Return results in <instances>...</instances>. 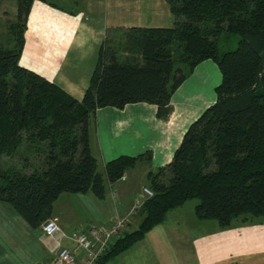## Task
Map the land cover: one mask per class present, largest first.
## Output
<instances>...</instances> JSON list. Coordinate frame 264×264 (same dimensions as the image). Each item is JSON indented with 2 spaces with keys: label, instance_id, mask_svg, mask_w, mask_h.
<instances>
[{
  "label": "trees",
  "instance_id": "obj_1",
  "mask_svg": "<svg viewBox=\"0 0 264 264\" xmlns=\"http://www.w3.org/2000/svg\"><path fill=\"white\" fill-rule=\"evenodd\" d=\"M15 1L13 19L5 20L9 39L0 42L1 203L38 229L62 195L103 199L107 186L149 165L152 196L134 210L138 221L92 264H108L192 199L196 218L221 228L264 220V0H165L170 27L108 29L81 99L19 64L34 0ZM41 1L59 8L58 0ZM223 33L238 40L221 53ZM207 60L220 73L214 100L187 125L170 161L151 169L145 150L113 157L98 171L90 147L96 112L144 103L166 121L173 95Z\"/></svg>",
  "mask_w": 264,
  "mask_h": 264
},
{
  "label": "crops",
  "instance_id": "obj_2",
  "mask_svg": "<svg viewBox=\"0 0 264 264\" xmlns=\"http://www.w3.org/2000/svg\"><path fill=\"white\" fill-rule=\"evenodd\" d=\"M6 1L0 0V8ZM57 5L59 8L41 0L32 2L18 62L56 83L76 99L83 95L108 29L170 27L173 23L165 0H58ZM4 14L5 11L1 10L0 25L7 19H1ZM179 93L177 99L185 94L183 90ZM181 102L175 101L180 111ZM195 118L192 117L186 125L181 124V130L178 128L176 134V129L166 133L167 127L176 123L173 122L175 118L170 122L169 118L166 121L155 118L153 105L138 103L122 110L101 109L96 112L94 143L103 158L149 150L153 169L170 161L185 128ZM176 125L179 127L178 123ZM117 186L118 190L114 187L103 198L108 207L118 196V205L109 208L111 212L105 223L100 222V217L97 221L82 217L79 228L70 229L75 225L72 213L54 212L53 208L52 218L61 229L53 237L46 236L41 228L31 229L14 212V224L20 232L0 222V264H51L60 247H70V236L74 231L110 224L117 217L126 218L124 229H127L129 224L138 221L136 212L129 214V208L142 186L136 194L129 192L128 196V185L118 183ZM68 196L62 195L58 201L64 197L68 199ZM130 196L133 198L129 204ZM74 198L81 204L94 200L86 194ZM262 223L264 220L235 221L230 227L221 228L215 221L197 219L194 205L183 204L168 211L160 224L108 264H264V233L260 229H250V224L259 226ZM77 254V258H81L84 251Z\"/></svg>",
  "mask_w": 264,
  "mask_h": 264
},
{
  "label": "rangeland",
  "instance_id": "obj_3",
  "mask_svg": "<svg viewBox=\"0 0 264 264\" xmlns=\"http://www.w3.org/2000/svg\"><path fill=\"white\" fill-rule=\"evenodd\" d=\"M15 0H7L4 5H2L3 8H0V13L1 10L5 11L4 16L1 17L7 18L9 20H12L14 15H15ZM1 7V6H0ZM7 11V12H6ZM8 14V16H7ZM0 31L3 33L0 42L3 44V46L6 45L7 40L9 39V30L7 29L5 31V20L2 21V24L0 25ZM238 40V36L230 35L229 37L226 38V34L223 33L219 39V50L220 52H224L226 50H232L236 46V42ZM194 74L192 72L190 79L188 78L181 84V86L178 88V92L175 93L172 97L173 100L171 101V108H172V113L169 117V122L173 118H175V121L173 122L178 123L179 127L176 125V123L172 126L169 125L167 127V132L170 133L175 130L176 134H178V128L181 130V124H187L190 119L194 116H198V114L206 108L212 101L214 100V87L219 83L220 80V73L219 70L217 69V66L212 62V61H204L201 64H199L195 69ZM184 87H183V86ZM183 90L185 94L182 96V98L177 99L179 97H176V95ZM181 94V93H179ZM179 96V95H178ZM175 101L181 102V108L182 111L178 110L179 107H176ZM177 108V109H176ZM178 110V111H177ZM168 125V124H167ZM176 126V127H175ZM91 142H90V147H91V152L93 156L97 160V169L98 171L102 172V167L103 163L108 161L109 159L113 158V156H108L106 158H103L100 154H98V151L96 149V145L94 143V135L91 133ZM116 157V156H115ZM149 168V165L145 163H139L137 166H135L132 170H129L126 174V180L125 182H117L113 184L111 187V190H114V187H118L117 184L121 183L128 185V190H127V196L129 192H132L133 194L137 193V189L139 190L140 187L147 186V179L145 177L146 169ZM107 186L106 189V195L110 193V188ZM118 190V188H116ZM64 195H69L68 199L65 197L62 198L60 201H56L54 204V212H63L66 214L72 213L71 219L72 222L75 223L70 229L72 228H79L78 223L82 222V217H85V220H89L92 218L93 220L97 221V217H100L101 220L100 222L105 223L107 221V215L109 216L111 210L109 209L110 207H117L118 205V196L114 197L113 205L107 207V202L104 201L103 199L96 198L93 196L91 193H86V196L89 197V199H94L93 201L88 200L87 204L83 202L81 204L78 200H76L77 195L74 194H64ZM108 196V195H107ZM135 196V195H134ZM92 197V198H91ZM133 197H129V203L131 202V199ZM110 200V197H109ZM197 202L196 199H192L184 203V205H194ZM1 203V202H0ZM3 207L0 206V222L9 224V228L12 229L13 231L19 233V229L15 226L14 220L15 217L14 211L12 208L6 204V203H1ZM102 214V215H101ZM53 219V218H51ZM57 223V222H56ZM78 224V225H77ZM102 225V224H99ZM99 225H96L97 227ZM59 226V225H58ZM250 229L256 228L260 229L262 233H264V223H262L259 226H252L250 224ZM60 228V227H59ZM69 229V230H70ZM61 231V229H60ZM75 233V232H74Z\"/></svg>",
  "mask_w": 264,
  "mask_h": 264
},
{
  "label": "built area",
  "instance_id": "obj_4",
  "mask_svg": "<svg viewBox=\"0 0 264 264\" xmlns=\"http://www.w3.org/2000/svg\"><path fill=\"white\" fill-rule=\"evenodd\" d=\"M151 196L152 191L148 187H141L140 192L132 201L129 214H132L135 209L141 206L146 198ZM126 221V218L117 217L110 224L92 227L86 232L79 231L73 233L72 236H70L72 246L60 247L51 264H92L98 254H100L111 241L119 237L125 227ZM41 230L48 237H53L61 232L55 219L51 218L43 223ZM80 249L84 250L85 255L78 261L75 257V253Z\"/></svg>",
  "mask_w": 264,
  "mask_h": 264
}]
</instances>
